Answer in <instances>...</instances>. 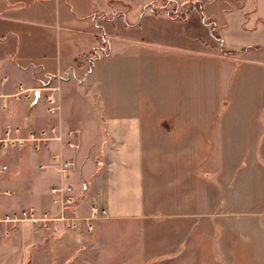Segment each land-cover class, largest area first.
I'll use <instances>...</instances> for the list:
<instances>
[{
	"label": "crops",
	"instance_id": "0c3cea01",
	"mask_svg": "<svg viewBox=\"0 0 264 264\" xmlns=\"http://www.w3.org/2000/svg\"><path fill=\"white\" fill-rule=\"evenodd\" d=\"M159 1L199 5L203 15L194 11L181 21L158 14L151 6ZM221 48L245 51L246 82H252L253 70L264 71V0H0V137L8 128L19 137L53 126L73 133L40 152L30 146L0 152V163L8 166L0 173V216L51 210L49 190L61 180L54 166L59 157L75 162L71 180L79 213L87 215L95 201L115 219L146 214L147 186L151 180L155 186L158 176L186 189L189 161L178 153L190 142L204 152L203 137L210 132L216 146H224L222 136H234L232 152L257 153L262 144L253 143V120L264 121V114L206 117L188 110L196 83L190 71L204 70L189 60ZM196 77L203 96L204 76ZM20 88L34 91L35 101L15 99ZM51 89H57L55 114L46 105ZM164 102L165 110L156 111ZM190 128L201 139L190 141ZM158 153L170 155L158 164ZM238 157L240 167L248 166L246 155ZM23 232L19 262L45 239L44 231L30 230L29 246ZM14 247L11 239H0V262ZM251 247L261 255L239 259L264 264V241ZM219 257L214 264H233L237 255Z\"/></svg>",
	"mask_w": 264,
	"mask_h": 264
},
{
	"label": "rangeland",
	"instance_id": "374dc122",
	"mask_svg": "<svg viewBox=\"0 0 264 264\" xmlns=\"http://www.w3.org/2000/svg\"><path fill=\"white\" fill-rule=\"evenodd\" d=\"M167 3L159 1L151 8L158 14L176 17L194 6ZM196 6L190 14L200 12L201 6ZM174 8L177 9L175 13ZM210 26L213 29V25ZM215 38L218 39V36ZM106 47L104 42V53L107 52ZM244 52L214 49L204 56L203 61L201 57L198 61L189 60L191 65L198 63L197 66L204 67L203 72L190 71L195 80L190 79L196 83L190 90L189 112L204 113L206 117L213 113L247 112L261 118L259 115L264 114V71L253 70L252 82H246ZM197 73L200 77L204 76L203 96L201 81L197 83ZM166 106L167 103H158L156 111H164ZM231 121L227 120L228 123ZM253 123V143L259 139L258 146L259 142L262 144V151L258 147L257 153L232 152L234 144L229 139H234V136H222L221 139L226 141L224 146H216L211 132L203 137L204 152L191 142L187 150L178 148V152L181 151L177 152L178 158L187 155L189 161V173L183 183L186 189L181 190L174 179L170 183L158 176L155 186L151 180L147 186L149 192L146 194L144 215L112 219L103 206L106 215L93 223L91 231H86L84 224L81 235L63 230L54 232L27 222L16 225L3 223L10 214L0 216V239H11L15 246L14 253L3 256L4 262L0 264H214V259L223 255H237L233 264H249L239 257L261 255L259 249L251 247L252 241H264V121L255 119ZM193 129L190 128L189 140L201 139L197 130ZM169 155L158 153L157 163ZM244 155L248 157V166L240 167L238 156ZM157 171L159 173L163 168L157 167ZM70 183L72 185V180ZM50 190L52 209L49 211L55 212L54 196ZM72 193L75 204L69 214L89 216L90 210L85 216L79 213V201L73 185ZM100 225L101 230L98 229ZM21 229L27 235L29 246L33 245L30 244V230L44 231L45 239L35 253L32 251L29 259L22 257L19 262ZM16 252L20 253L17 255Z\"/></svg>",
	"mask_w": 264,
	"mask_h": 264
},
{
	"label": "built area",
	"instance_id": "2783aa9c",
	"mask_svg": "<svg viewBox=\"0 0 264 264\" xmlns=\"http://www.w3.org/2000/svg\"><path fill=\"white\" fill-rule=\"evenodd\" d=\"M57 89H51L47 96V111L50 114H55L59 110V102L55 92ZM13 97L17 100L22 99L29 103L35 101L36 95L34 91L20 88L19 92ZM18 131L11 128L5 130L4 135L0 137V152L12 149L23 150L31 147L35 152H40L43 148L48 147L51 143H62L68 139H72L73 133H64L62 130L53 126L49 129L32 130L27 136H16ZM71 148H77L71 140L68 141ZM54 166L61 176L60 183L51 187V194L55 205L54 211L40 212L36 208H26L21 211L11 213L4 218L3 223H30L33 226H42L46 229H52L54 232L62 230L68 233L77 235L82 234V226L86 225V231L93 229V223L106 215V210L98 203H93L90 209V215L87 217H79L78 215L69 214L71 208L75 204L74 194L72 193V185L70 180L75 167L73 159H63L59 157ZM8 170V166L0 163V173ZM3 195H9L8 192H1ZM2 223V220H0ZM59 223V224H58ZM1 231V229H0Z\"/></svg>",
	"mask_w": 264,
	"mask_h": 264
},
{
	"label": "trees",
	"instance_id": "16d2710c",
	"mask_svg": "<svg viewBox=\"0 0 264 264\" xmlns=\"http://www.w3.org/2000/svg\"><path fill=\"white\" fill-rule=\"evenodd\" d=\"M168 3H169V4H175V2H173V1H168ZM168 3H167V4H168ZM196 8H197V6L194 5L190 10H187L184 14L177 15L176 17L172 15V16H170V17L175 18V19H178V20H181V21H184V20L187 19V17H188V15L190 14V12H191L193 9H196ZM199 9H200V12H202V15H203V9H202L201 7H200ZM173 10H174L173 13H175L177 9L174 8ZM154 12H155V11H154ZM214 36L217 37L218 35L214 32Z\"/></svg>",
	"mask_w": 264,
	"mask_h": 264
}]
</instances>
